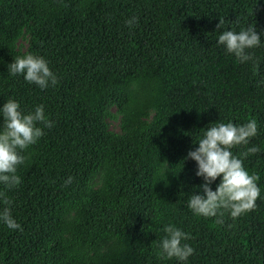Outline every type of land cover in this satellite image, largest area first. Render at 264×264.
<instances>
[{"label": "trees", "instance_id": "trees-1", "mask_svg": "<svg viewBox=\"0 0 264 264\" xmlns=\"http://www.w3.org/2000/svg\"><path fill=\"white\" fill-rule=\"evenodd\" d=\"M249 24L264 30V0H0V104L54 122L23 150L19 184H0L21 225L0 223V264H264V36L243 63L215 43ZM26 52L54 85L7 72ZM249 119L257 134L231 151L257 177L255 207L193 214L186 153L209 123ZM168 223L190 234L186 262L160 254Z\"/></svg>", "mask_w": 264, "mask_h": 264}, {"label": "clouds", "instance_id": "clouds-1", "mask_svg": "<svg viewBox=\"0 0 264 264\" xmlns=\"http://www.w3.org/2000/svg\"><path fill=\"white\" fill-rule=\"evenodd\" d=\"M136 16L125 19V25L130 28L135 25ZM223 20L216 25L221 29ZM261 36L264 30L257 31L255 25L241 27L239 31L231 27L218 32L215 43L222 45L227 53L232 54L239 62L251 59L247 51L262 44ZM10 75H22L23 79L45 89L56 83V75L50 69L49 62L41 55L26 52L15 56L7 64ZM44 127H51L53 121L46 118L43 105H35L30 111H23L19 102L8 98L0 104V184L12 187L19 184L20 177L16 175L17 165L24 162L26 155L23 150L34 144L44 132ZM197 139L196 146L190 149L184 159L191 158L196 163L195 175L202 177L198 186L201 192H191L187 199V207L195 215L216 217L218 223H223L221 209L236 218L255 207V200L260 194L255 173H249L242 159L233 154L234 145L249 143V139L257 134V121L249 119L244 123L211 122L203 128ZM257 151L255 145L246 149L248 153ZM215 188L211 187L214 181ZM71 177L66 182H70ZM196 187V186H195ZM0 223L9 229H20L21 225L11 215V201L0 191ZM163 235L159 240L160 254L166 258H175L186 262L194 249L187 243L190 234L172 223L163 226Z\"/></svg>", "mask_w": 264, "mask_h": 264}]
</instances>
